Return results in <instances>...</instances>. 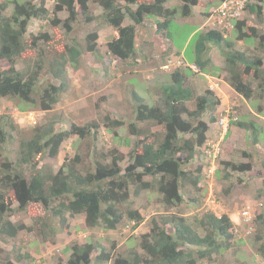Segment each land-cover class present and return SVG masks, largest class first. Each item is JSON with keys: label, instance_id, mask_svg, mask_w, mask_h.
<instances>
[{"label": "trees", "instance_id": "obj_1", "mask_svg": "<svg viewBox=\"0 0 264 264\" xmlns=\"http://www.w3.org/2000/svg\"><path fill=\"white\" fill-rule=\"evenodd\" d=\"M52 1V6L47 0H3L0 4L2 12L12 8L9 16L0 13V99L20 100L30 106L28 112L50 113L72 89V71L78 73L84 66L95 67L92 66L95 64L103 77L110 79L113 60L123 66V72L139 68L141 63H149L156 46L162 53L163 57L160 54L158 57L165 73L159 72L155 77L147 70H139L140 76L145 77L142 91L127 81L112 94L115 97L111 98L112 103L115 99L120 116L105 115L102 124L115 136L118 128L128 127L129 137L124 138L128 150L98 148L101 123L94 118L87 122L72 121L65 128V124L61 126L66 122L63 118L52 116L40 125L30 124L29 137H19L14 132L20 130L10 115H0V157L12 144H18L15 160L5 156L6 162H0V237L14 240L26 231L45 242L68 227V215H83L89 229L102 227L112 231L128 220L127 226L136 230L145 217L134 208V200L142 191H148L158 195L164 209L150 217L148 232L134 238L135 243L124 250L115 249L113 241L105 245L91 239L76 242L68 248L71 254L67 264L215 262L232 250L235 225L231 218L211 211L185 217L178 213V208L185 201V193H191L188 196L191 205H199L203 167L188 169L187 166L197 162L206 145L209 123L219 121L217 110L222 100L208 88L200 92L195 87L197 74L187 63L176 66L168 63L185 59L203 73L215 76L222 69L210 68V50L217 46L224 57L226 82L244 99L252 101L256 82L264 93V36L259 34V26H264V0H249L246 4V13L254 18L256 25L239 21L233 32L237 41L256 42L260 55L234 50L222 31L207 29L195 34L192 60L185 58L184 49H178L169 37L172 23L178 18L188 20L194 8L210 9L212 3L220 0H208L211 3L208 5L203 0ZM92 5H97L99 13H93ZM62 12H67L66 18L60 17ZM202 17L203 23L207 19L206 11ZM34 20L47 22L54 32L40 29L28 36ZM80 25L88 28L83 37L76 31ZM148 26H152L151 34L143 37ZM105 28L114 29L118 35L107 41L103 53L99 32ZM152 64L153 68L157 67L156 62ZM145 83L155 85V98H146ZM107 97L101 96L100 100L110 101ZM126 103L132 107L130 121L124 115ZM256 109L263 110L260 105ZM234 110L237 117L232 125L245 130L248 142L254 147L264 149V131L258 128L257 119L253 117L254 120L247 122L246 116L242 118L237 108ZM153 127L161 130L152 131ZM150 136L154 137L151 142ZM73 137L78 140L77 150L86 147V157L79 150L74 157H67L58 170L40 164L46 158H57L64 142ZM241 153L249 159L247 162L221 161L225 170L222 178L219 175L223 172L217 171L220 180H227L230 185L235 181L240 183L242 179L231 173L251 172L256 165L252 154L245 150ZM263 160L260 164L264 169ZM231 187L225 191L227 195ZM32 204L41 205L47 216L28 224L24 219ZM15 214L23 215L24 219L14 222L11 218ZM54 220L59 227L54 225ZM254 221L259 226L255 242L260 245L258 254L264 261V212ZM17 251L10 253L0 245V264H35L32 254L23 252L22 248ZM56 264L64 263L59 259Z\"/></svg>", "mask_w": 264, "mask_h": 264}, {"label": "rangeland", "instance_id": "obj_2", "mask_svg": "<svg viewBox=\"0 0 264 264\" xmlns=\"http://www.w3.org/2000/svg\"><path fill=\"white\" fill-rule=\"evenodd\" d=\"M2 1L3 0H0V4L2 3ZM47 2L50 6L53 5L52 0H47ZM171 3H176V1ZM205 3L207 4V2ZM92 9L94 14L99 13L97 5H92ZM202 10L203 9H201L200 7V11ZM11 12L12 8H9L5 12L0 11V13H4L7 16H9ZM197 13L198 10L197 12L195 11V14L190 17V20H183L182 18H178L174 23H172L171 29L168 33L169 37L176 43V47L180 50L184 49L185 58H187L188 60H192L194 58L193 43L197 36L195 35V31L201 26L198 23L200 21V18L197 16ZM59 15L63 19L66 18L68 14L67 12H62ZM245 19L248 20V25H256L254 18L249 17L247 13ZM80 21L83 22V19L81 18ZM42 25L45 26L42 28ZM259 28L260 36H264V26H259ZM40 29L48 31L50 30L54 32L47 22L41 23L34 20L29 26L28 36H30V34L32 33H38ZM87 30L88 28L82 25L78 26L76 29V31H78L79 35L82 37L84 33L87 32ZM151 30L152 26H148L143 33V37L150 36ZM193 32L194 34H192ZM117 35V32L112 28H105L99 32V45L102 49L101 52L105 53V44L107 43V41ZM228 37L231 38L232 35L229 34ZM250 40H247V43L240 42V45L237 44V48L241 51H246L250 55H260L256 51V42H252ZM232 41L236 43L235 40ZM156 47H154L156 52L151 55L149 63H141V67L144 69H140L141 67L130 68L129 70L123 72V66L119 62L113 60L112 64L110 65V67L113 69L112 74H110L112 78L110 79L103 77L102 70H100L99 66H96L95 64H92V66L95 67H89L88 65L84 66L78 73L72 71V76L70 79L72 89L61 98L60 102L55 107V110L47 114L40 112V121H38L37 125L44 123L47 118H50L52 116H60L61 118H63V120H65L66 122L61 123V126L62 124H65L63 125L65 128L68 127L72 121L76 123L80 121L87 122L88 120L94 118L97 119L99 123H101L98 148L105 147L107 149L120 147L122 150H128L125 148L124 144V138L129 137L128 127L118 128V135L115 136L112 133H108L107 129H105L104 125L102 124V120L105 115H109L114 118L115 116H118L120 114V108L115 106V99L112 103L111 98H115L112 94L114 92L117 93V91L122 86H124L123 84H126L127 81L131 87L133 86L139 88L138 91H142L141 87L143 88L142 84L145 77L140 76L141 72L139 70H147L155 77L159 72L160 74L161 72H164L161 71L163 62H161V58L158 57V54H160V50L158 49V47ZM248 47L250 48L247 49ZM160 55L161 57H163L162 53ZM210 56L212 58V65L210 66V68L217 66L218 68L222 69L224 66V59L222 54L220 53V48H211ZM155 62L157 63V67L153 68L152 63ZM150 63L151 67L148 66ZM97 69H99V72L97 71ZM131 71H133L134 73ZM167 72L170 73V70H168ZM224 75L225 71L223 73H221V71H217V74L215 76L218 79L225 80ZM138 76H140V78ZM159 77L160 76L158 75L157 78ZM194 79H196L194 85L196 84L195 87L198 88L200 92L202 91L201 87H205V89L207 88L206 82L202 81L204 80L202 76L197 75L196 77H194ZM201 81L203 83H201ZM144 86L147 91L145 92L146 98H155L153 97L155 94V85L145 83ZM253 88H255L256 91L254 96V98L256 99L253 100L264 99V93L259 90L257 82L254 84ZM222 92H224V90H222ZM101 96H108L107 99H109L110 97V101L107 100L102 102L100 100ZM252 101L248 100V103L251 104ZM234 103V106L235 108H238L239 113H243V111L247 110L245 102L241 101L240 104L239 102H237V100L235 101L234 99ZM126 104L127 105H125L124 107V115L127 116L126 120L130 121L133 120V116L131 118L128 117L130 114H132V107L129 105L130 103ZM149 104L152 103L150 102ZM259 104H261V102ZM259 104L257 106H259ZM223 108H225V106ZM29 109L30 106L20 100L12 98L0 99V115H10V117L14 120L20 130L18 132H14L15 136L29 137L30 130L32 129V126L30 125V123H28V120L26 118V112H28ZM223 110H221V112ZM144 125L145 124H142L141 126L143 127ZM160 130L161 127H153L152 129V131L158 132ZM213 137H211L210 140H213ZM153 139L154 137L150 136L148 141L151 142L153 141ZM225 142L223 144L224 152L221 157L219 167L221 173L223 172L221 175H219L220 178H222L225 170L223 168L224 166L221 165V161L237 162L238 160H241L243 162H247L249 159L242 157L241 152L244 150L252 154V161H255L256 165L251 170V172H248L246 175H237L238 173H231L233 177L239 176L242 179L240 183L235 181V184L230 185L227 180L225 182V180H220L217 176L208 178L206 181L205 179L201 180L203 190L202 193L199 194L201 197L199 205H191V202L189 201L190 199L188 198L191 193H185V201L178 208V213L184 215L185 217H193L195 215L200 216L208 212V199L211 198L216 203L215 207L213 208V213H215L217 216L227 214L235 225V239L232 243V250L227 252L223 256H219V258L215 262H208L205 260L201 262V264H264L261 255L258 254L260 245L255 242V237L258 233L257 229L259 226L255 224V221L252 223H247L242 215V212L245 209L249 208L255 220L258 215L264 212V169L260 164V160L264 159V149L262 146L254 147L251 142H248L245 132L241 130L239 131V133H235L233 139L230 140L229 143L226 144ZM17 145V143H14L10 147H8V150L6 149L5 152L6 154L0 157V162H6V159L4 158L5 156H9L13 160H15L16 155L14 151H16L15 148H17ZM85 145H87V143H84V146ZM78 146L79 145L77 138L73 137L69 141L64 142L57 158H46L40 164H49L53 169L58 170L67 157H74L75 154L79 152V150L80 153H83L84 157H86V147H79V150H77ZM89 160L90 156L88 161ZM196 160L197 162L189 164L187 168L194 169L198 168V166H202L204 170L205 164L202 158V150L200 151V156ZM126 163L127 161L122 162L121 166L124 167ZM230 186H232L231 191L230 194L227 195L225 191ZM259 194L262 195L259 196ZM134 208L138 209L145 217V222L142 223L136 230L127 228L128 220H125L122 225H120L116 230L112 231L103 229L102 227L89 229L85 226V219L83 215H75L73 217L68 215V227H65L62 232H59L57 234L56 237L49 238L45 242L40 240V238H38L34 233L24 231L19 233L14 240H4L0 237V245L4 248V250L10 253H17V250L22 248L23 252H28L34 256L35 264H56L59 259H62L63 263L67 264L68 258L71 254V251L70 249L68 250V248H70L76 242L85 243L90 239L94 242H96V240H100L103 245L107 244L108 241H113L116 244L115 249L124 250L130 247V243H135L134 238H139L141 234H145L149 231V220L152 215H154L158 211H164L163 206L160 204V202H158V195L148 191H142L140 195L135 198ZM42 216H47V212L45 211V209L41 205L32 204L29 207V211L25 216V219L23 215L15 214L12 216L11 220H13L14 222H18L23 218L26 223L30 224L36 221L38 217ZM56 222L57 220H54V225L59 227L58 222L57 224ZM237 256L240 257L239 260L237 259Z\"/></svg>", "mask_w": 264, "mask_h": 264}, {"label": "built area", "instance_id": "obj_3", "mask_svg": "<svg viewBox=\"0 0 264 264\" xmlns=\"http://www.w3.org/2000/svg\"><path fill=\"white\" fill-rule=\"evenodd\" d=\"M249 0H220L216 8L211 10L210 16L208 18V25L212 29L220 30L222 32H229L235 27V23L244 19L246 15V4ZM184 61L178 60L177 64H182ZM211 89H218V83H211ZM235 115V116H234ZM236 111L233 107L226 109L225 114L221 116L218 124L222 129L220 132V137L212 141H208L206 148L204 149L207 162L210 163V167L207 168L205 174L207 177H213L215 175V162L219 157H221L223 147L222 142L225 138V134L230 127L232 121L236 119ZM28 123L35 126L38 124V114L34 112H28L26 114ZM216 203L211 198L208 199V211L213 212V208ZM243 217L247 223H251L253 216L249 208L245 209L243 212ZM131 224L134 225L132 222ZM127 228H130L129 226Z\"/></svg>", "mask_w": 264, "mask_h": 264}, {"label": "clouds", "instance_id": "obj_4", "mask_svg": "<svg viewBox=\"0 0 264 264\" xmlns=\"http://www.w3.org/2000/svg\"><path fill=\"white\" fill-rule=\"evenodd\" d=\"M201 2H202V0H200ZM204 2H207V4H211V3H209L208 2V0H203ZM252 2L254 1V0H251ZM206 4V3H205ZM218 4H219V1H217V4H211L210 6H211V8L210 9H204L203 7L201 8V9H203L202 11H199L198 13H197V16L200 18V21L198 22L201 26H200V28L199 29H197L196 30V32L195 33H197L198 31H203V30H207V29H212V28H210V26L208 25V18H209V16H210V13H211V10L212 9H214V8H216L217 6H218ZM198 8V7H197ZM197 8H194V10H193V14H195V11L197 12ZM204 11H206V13H207V19L205 20V22H201V20H202V14L204 13ZM199 14V15H198ZM246 16V15H245ZM243 20H246L245 19V17H244V19ZM243 20H241V21H243ZM239 22V21H238ZM246 22H248V20H246ZM236 24H237V22L235 23V27L231 30V31H229V32H223L224 33V35H225V37H228V35L230 34V35H232V37L231 38H229L230 40H231V42L234 44V46L232 45V49H234V50H237V51H241V50H238L237 49V44L239 43V42H246L247 43V41H237L235 38H234V34H233V32H234V30H235V28H236ZM248 25V24H247ZM232 40H235L236 41V43H234ZM253 42V41H252ZM219 48V47H217V46H212L211 48ZM250 47H248L247 49H249ZM241 52H246V51H241ZM220 53H221V50H220ZM247 53V52H246ZM222 54V53H221ZM223 56V55H222ZM211 57V56H210ZM212 59V58H211ZM223 59H224V57H223ZM169 60V59H168ZM178 60H181V59H176V60H174V61H170L169 63H168V65L170 66V65H174V66H176V65H179V64H177V62H178ZM182 61H184L183 63H187V65L192 69V71L193 72H195L197 75H199V76H202V78L204 79V80H202V81H204V82H206V84H207V88L210 90V91H212V92H214L221 100H222V96H224V92H222V82L221 81H219V80H217L218 78L216 77V76H212L210 73H203L202 71H200V69L195 65V64H189L185 59H183ZM223 68H224V66H223ZM222 68V69H223ZM215 78H217V79H215ZM211 83H218L219 84V88L218 89H211L210 88V84ZM227 83V82H226ZM228 84V83H227ZM229 85V84H228ZM230 86V85H229ZM222 95H220V94ZM221 105H222V103H221ZM221 105L219 106V107H221ZM231 107V106H230ZM223 109H225V108H223ZM223 109H221V110H223ZM233 109H235L234 107H233ZM225 111H226V109L225 110H223L222 112H220L219 113V120H220V118H221V116H223V114H225ZM28 112H26V114H27ZM41 113H43V112H41ZM41 113H38V120L40 121V114ZM219 122V121H218ZM218 122H217V128H215V129H211L210 131H209V133H208V141H212V140H210L211 139V137H213V140L214 139H217L218 137H220V132L222 131V129L219 127V124H218ZM210 124V123H209ZM232 122H231V124H230V127H229V129L227 130V133L225 134V138H224V140H223V142H222V147H223V144H224V142H225V140H226V138L228 137V135L230 134V132H231V129H232ZM208 141H207V143H206V145L201 149L202 150V158H203V160H204V164H205V167H204V172L202 173L203 174V179H205V181L208 179V178H211V177H207L206 176V174H205V171L207 170V168H209L210 167V163L209 162H207V158H206V156H205V153H204V149L206 148V146H207V144H208ZM223 152L224 151H222V154H221V157H222V155H223ZM221 157H219L218 159H217V161L215 162V175H214V177L215 176H217V171H219L220 169H219V167H220V160H221ZM243 215V214H242ZM252 222H254V218H253V220H252ZM251 222V223H252ZM251 225V224H250Z\"/></svg>", "mask_w": 264, "mask_h": 264}, {"label": "crops", "instance_id": "obj_5", "mask_svg": "<svg viewBox=\"0 0 264 264\" xmlns=\"http://www.w3.org/2000/svg\"><path fill=\"white\" fill-rule=\"evenodd\" d=\"M201 4V3H200ZM203 8L204 9H206V7L205 6H203ZM197 10H198V12L200 11V7L198 6V8H197ZM188 20H190V18L188 19ZM196 32V31H195ZM192 34H194V32L192 33ZM232 43V42H231ZM232 45L234 46V44L232 43ZM238 45H240V42L238 43ZM238 49V48H237ZM238 50H240V49H238ZM217 67V66H216ZM224 71L223 70H221V73H223ZM225 80H221V79H217V78H215V79H217V80H219V81H223L222 82V90H224V96L223 97H221L222 98V105H221V107L217 110V112H218V114L221 112V109H223V107L225 106V109H228L230 106L231 107H234L235 108V103H234V99H235V101L237 100V102H239L240 104H241V101H243V102H245V104H246V106H247V110H245V111H243V113H239L240 115H241V117L243 118L244 116H246V121L248 122V121H250L251 119L252 120H254L253 119V117H255L256 119H257V125L259 126L258 128H260V129H263V131H264V109L263 110H257L256 109V106L261 102V104H259L260 106H262V108H264V99H259V100H253L252 102H251V104H249L248 103V101L246 100V99H244L242 96H240L237 92H235L227 83H226V76H227V73H226V71H225ZM201 83H203L202 81H201ZM201 83H200V86H201ZM202 88V92L205 90V87H201ZM255 89V88H254ZM256 99V98H255ZM250 102V101H249ZM237 105V104H236ZM236 109V108H235ZM249 109V110H248ZM255 109V110H254ZM237 110H238V108H237ZM209 128H210V130L213 128V129H215V128H217V122L216 123H210L209 124ZM209 130V131H210ZM243 131V132H245V134L247 133L245 130H243V129H240V128H238V127H236V126H232V129H231V132H230V134L228 135V137L226 138V144L227 143H229V141L230 140H232L233 139V137H234V135H235V133H239V131ZM244 158V157H243ZM238 162H242V163H245V162H243V161H241V160H238ZM204 172V171H203ZM202 180H204L203 178H202ZM84 219H85V217H84Z\"/></svg>", "mask_w": 264, "mask_h": 264}]
</instances>
